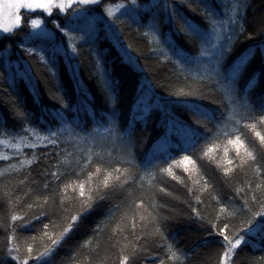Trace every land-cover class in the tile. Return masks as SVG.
<instances>
[{
  "label": "trees",
  "instance_id": "trees-1",
  "mask_svg": "<svg viewBox=\"0 0 264 264\" xmlns=\"http://www.w3.org/2000/svg\"><path fill=\"white\" fill-rule=\"evenodd\" d=\"M121 2L130 6L102 0L77 20L31 14L46 34L31 37L24 19L0 38V140L8 142L0 144V157H8L0 159V260L15 264L6 255L13 242L22 257L27 245L42 249L44 225L58 233L80 209L78 190L65 195L64 186L85 182L87 196L99 184L88 175L100 167L113 176L128 169L133 179L104 191L57 248L54 264H120L134 249L129 264H173L167 244L183 264H220L225 225V235L248 241L231 264H264V232L255 224L240 231L264 211V145L245 127L257 123L264 134V0H206L221 33L216 40L209 32V44L181 30L184 21L209 30L200 0H138L128 14H105L106 5ZM53 21L77 37L76 52ZM249 49L254 55L233 76ZM237 135L254 160L228 143Z\"/></svg>",
  "mask_w": 264,
  "mask_h": 264
},
{
  "label": "snow or ice",
  "instance_id": "snow-or-ice-1",
  "mask_svg": "<svg viewBox=\"0 0 264 264\" xmlns=\"http://www.w3.org/2000/svg\"><path fill=\"white\" fill-rule=\"evenodd\" d=\"M200 2L204 5V15L206 18H208V22L210 25L209 30H206L203 33L198 32L197 29L193 25L188 24L187 21H184L185 28L181 30L185 31L186 33L191 32L192 34L197 35L203 44H209L210 43L208 39L209 32L211 33L212 36L215 37L216 40L221 39V33L217 31L218 22L214 18L215 14L212 13L211 9L208 7L206 0H200ZM101 3L102 0H0V32L4 34L12 35L15 33V30L17 28H20L22 26L23 18L20 14L21 9L27 10L29 12H36L37 10H40L42 13H46L48 16H51L53 13V9H58L59 12L61 13H67L68 10L72 9L73 6L75 5L76 6L75 14L83 15V6L100 5ZM153 6L155 7L158 5H153ZM139 7L140 4L138 3V0H130V6L121 2L115 4V6L106 5L104 10L107 13L108 17H115V13L117 11H120L121 9H125L124 14H128L129 12H132L134 9H137ZM147 7L148 6L145 5V8ZM165 7H167V5H165ZM228 22L230 24L236 22L235 12L233 17L229 18ZM42 23L43 21L41 19H31L30 21L31 27L33 29L39 28ZM53 23L65 36L68 37V43L71 46L72 51L76 52L77 49L74 41L77 39V37L73 36L69 30H66L56 21H53ZM219 23L222 25L223 21H219ZM82 38L83 37H80V39ZM224 38L231 42L232 38L230 36ZM211 46L213 48H216L217 44L213 42L211 43ZM25 51L29 54L36 52V50L32 48H27L25 49ZM205 54L207 53L205 52ZM36 55L39 56L42 62H46L45 56L41 52H36ZM251 55H254V51L252 49H249V52L238 60L237 64L233 68V73H232L233 76H236L240 73L242 67L247 63ZM261 111H264V106L261 107ZM258 123L264 124V116H261L259 118ZM245 127L250 128L253 131L254 135L258 138L261 145H264V134L256 130L257 123L246 124ZM51 136L55 137L56 133L52 132ZM45 139H48V137H45ZM55 142L56 141L54 139L50 140V143L54 144ZM7 143H8L7 141L0 140V144H7ZM228 143L234 146L238 156L240 155V150L243 148L247 158L252 160L255 159L253 152L248 150V148L244 144V141L240 138L239 135L236 136L235 140H229ZM30 146L35 147V145H30ZM225 152H227V149L225 150ZM205 155H207V153H205ZM0 159H8V157L2 156L0 157ZM28 162L31 163V161ZM67 162L68 161H64V163ZM183 162L187 164L194 163L193 161L190 160L188 156L183 157ZM91 163H92V156L89 155L83 165V168L86 169ZM228 163L231 164L232 161L229 160ZM185 170L187 171V168ZM229 170H226V173ZM165 171H167L170 175H172L171 168L166 169ZM115 172L118 174L113 176L112 172H109L106 169L102 170L100 167H96L94 173H89L88 181L91 182L93 180V177H98L99 184H97L95 188L89 186L87 189V193H88L87 196H86L85 182H80L75 186L71 184L65 185L64 186L65 195L67 194L68 188H73L74 191L78 190L79 197L82 198L80 209L70 217L68 223L58 233L50 234L47 231L49 225L45 224L44 225L45 231L42 234V239L46 238L48 243L43 244L42 249L36 250L35 252L32 245H27L26 254L23 257L19 255V251H20L19 246L13 242L15 240V230L13 229V234L9 237L10 242L13 243H11V247L7 249V253H6L7 257H9L11 261H14L15 264H29L30 261H32L33 264H54V256L57 248L61 246L62 242L69 235V233H71L74 227L77 226L78 221L81 220L82 216L93 208L95 202L97 200H102L105 198L104 191L108 189L111 186V184L114 182H118L120 186L123 187L124 184H127L130 180L133 179L131 175H126V173H128V169H124L123 172H121L120 169H115ZM51 175L56 179H59L61 174L57 172H53L51 173ZM121 176H124L125 178L121 180ZM173 178L175 179L176 177L173 176ZM141 179H143V177H141ZM259 187L260 185H257V188ZM160 191H164V189L161 188ZM239 191H242V189ZM253 199H255V196H253ZM245 204H247V202H245ZM193 211L196 212L195 209H193ZM221 211L223 212L225 211V209L221 208ZM196 215L199 216V212H196ZM257 217H259L260 219L257 220ZM21 219L22 217L17 215L11 216L12 221H17ZM141 219H144V217L141 216ZM245 223L248 225V228L240 229L241 232L247 233L249 231H252L253 224L256 225V229L258 231L264 232V211L253 212L252 215L245 221ZM133 227H135V225H133ZM226 228L227 225H225L224 228L219 230V234L223 236V240L226 242L225 250L223 251L220 258V264H231L236 250L240 248L242 245H246L248 243V241L245 239V236L240 235L239 232L234 233L233 236L225 235L224 232ZM116 230L117 229H114V231ZM94 231H99V225L97 226V229H95ZM156 232L160 233L159 227L156 228ZM161 238L164 239L162 234H161ZM32 240L35 241L36 237H32ZM87 243H90V241L86 242V244ZM83 246L84 245H82V247ZM165 251L167 253L168 260L173 262V264H176V262H179V264H183L184 257L182 256V254L178 252V250H175L173 248L172 244H167ZM14 252L17 254L13 255ZM134 254H135V249L133 250V253L131 255ZM131 255H126L122 253L120 264H129ZM0 264H6V262L4 260H0ZM160 264H165V261L161 259Z\"/></svg>",
  "mask_w": 264,
  "mask_h": 264
},
{
  "label": "rangeland",
  "instance_id": "rangeland-1",
  "mask_svg": "<svg viewBox=\"0 0 264 264\" xmlns=\"http://www.w3.org/2000/svg\"><path fill=\"white\" fill-rule=\"evenodd\" d=\"M92 6H94V5L83 6V15H76L75 14V9H76L75 5L73 6L72 9H69L67 13H61V12H59L58 9H53V13L57 12L59 15L65 17L68 20L69 19H76L77 20L78 18H84V16L86 14H88L87 12H88V10L91 9ZM123 11H124V9H121L120 11H117L115 13V15H117ZM36 13H42V12L40 10H37L36 12H29V11L24 10V9H21V12H20L23 20L25 19L29 23H30L31 19L28 20L26 17L30 16L31 14H36ZM43 14L48 16L46 13H43ZM105 14H107V13H105ZM32 19H40V18H32ZM90 20H92V19H87V21H90ZM90 24L91 23L89 22L88 26H91ZM17 29H19V28H17ZM46 33H47V29L44 25V22L40 25L39 28L33 29L31 27V35H32L31 37H35V36H39V35L41 36V35L46 34ZM7 35H9V34H4V33L0 32V38H2L3 36H7Z\"/></svg>",
  "mask_w": 264,
  "mask_h": 264
}]
</instances>
